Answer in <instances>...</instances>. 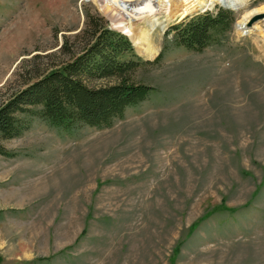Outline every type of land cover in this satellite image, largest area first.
I'll use <instances>...</instances> for the list:
<instances>
[{
	"label": "rangeland",
	"instance_id": "1",
	"mask_svg": "<svg viewBox=\"0 0 264 264\" xmlns=\"http://www.w3.org/2000/svg\"><path fill=\"white\" fill-rule=\"evenodd\" d=\"M170 6L169 19L157 7L143 54L98 0H0V104L83 50L88 16L143 61L160 57L136 72L148 97L112 126L64 132L31 116L1 142L12 156L0 154V264H264V11L238 26L264 0ZM217 6L234 21L204 50L166 36Z\"/></svg>",
	"mask_w": 264,
	"mask_h": 264
},
{
	"label": "trees",
	"instance_id": "2",
	"mask_svg": "<svg viewBox=\"0 0 264 264\" xmlns=\"http://www.w3.org/2000/svg\"><path fill=\"white\" fill-rule=\"evenodd\" d=\"M233 12L217 6L176 22L166 30L173 42L200 52L231 29ZM85 46L78 54L46 68L31 83L0 104V154L12 156L1 143L20 136L30 125L31 116L64 132L83 125L110 127L124 116L126 108L148 97L152 87L136 79L146 65L132 48L129 38L106 27L103 19L88 16L82 34ZM65 53V51H64ZM107 80L99 86L90 80Z\"/></svg>",
	"mask_w": 264,
	"mask_h": 264
},
{
	"label": "bare ground",
	"instance_id": "3",
	"mask_svg": "<svg viewBox=\"0 0 264 264\" xmlns=\"http://www.w3.org/2000/svg\"><path fill=\"white\" fill-rule=\"evenodd\" d=\"M218 1L224 6L237 9L242 7L247 0H98L101 8L108 12L112 26L128 35L132 43L143 54L153 52V48L146 42V34L159 24L158 18L154 17L158 6L164 7L166 19H169L172 17L170 13L174 8L170 6L171 2L173 4L176 3V6L178 5L179 7L177 15L183 16L197 8L209 7L213 2ZM258 11H264V6L262 9H253L245 12L238 21V26L245 28L249 18ZM136 16L148 18L149 28L147 30L141 29L138 32L135 29L134 20Z\"/></svg>",
	"mask_w": 264,
	"mask_h": 264
},
{
	"label": "water",
	"instance_id": "4",
	"mask_svg": "<svg viewBox=\"0 0 264 264\" xmlns=\"http://www.w3.org/2000/svg\"><path fill=\"white\" fill-rule=\"evenodd\" d=\"M262 15L261 14H256L253 18V20H256L257 18H260ZM129 37V36H128ZM130 38V37H129Z\"/></svg>",
	"mask_w": 264,
	"mask_h": 264
}]
</instances>
